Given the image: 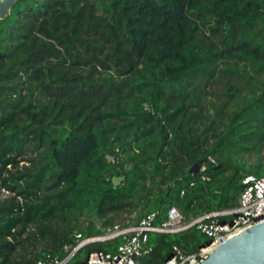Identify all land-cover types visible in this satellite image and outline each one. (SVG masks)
Listing matches in <instances>:
<instances>
[{
	"label": "trees",
	"instance_id": "obj_1",
	"mask_svg": "<svg viewBox=\"0 0 264 264\" xmlns=\"http://www.w3.org/2000/svg\"><path fill=\"white\" fill-rule=\"evenodd\" d=\"M263 149L264 0H19L0 21V264H79L116 254L74 251L115 225L235 209ZM208 242L150 234L137 262Z\"/></svg>",
	"mask_w": 264,
	"mask_h": 264
},
{
	"label": "built area",
	"instance_id": "obj_2",
	"mask_svg": "<svg viewBox=\"0 0 264 264\" xmlns=\"http://www.w3.org/2000/svg\"><path fill=\"white\" fill-rule=\"evenodd\" d=\"M203 170L204 167L200 168V171ZM242 185L244 189L235 209L210 213L191 222H185L179 210L172 208L168 212L167 219L158 225H153L155 214H151L135 226L126 222L125 227L115 225L107 228L102 236L81 240L74 251L94 242L120 239L121 243L115 255L96 251L89 253L79 264H138L137 258L150 251L146 247L150 234H177L188 230L191 226H196L209 242L193 254H184L174 247L173 255L164 264H201L227 240L264 222V176H245ZM76 238L79 240L80 236L77 235ZM70 258L58 261L48 257L47 260L39 261L37 264H69Z\"/></svg>",
	"mask_w": 264,
	"mask_h": 264
},
{
	"label": "water",
	"instance_id": "obj_3",
	"mask_svg": "<svg viewBox=\"0 0 264 264\" xmlns=\"http://www.w3.org/2000/svg\"><path fill=\"white\" fill-rule=\"evenodd\" d=\"M17 1L0 0V21L10 16ZM199 170V164H195L189 173L194 176ZM201 264H264V222L227 240Z\"/></svg>",
	"mask_w": 264,
	"mask_h": 264
},
{
	"label": "rangeland",
	"instance_id": "obj_4",
	"mask_svg": "<svg viewBox=\"0 0 264 264\" xmlns=\"http://www.w3.org/2000/svg\"><path fill=\"white\" fill-rule=\"evenodd\" d=\"M260 158H261V161L264 163V149L261 151V155H260ZM246 160H254L255 158L254 157H247L245 158ZM3 196H6L7 194L6 193H2ZM125 222V221H124Z\"/></svg>",
	"mask_w": 264,
	"mask_h": 264
}]
</instances>
